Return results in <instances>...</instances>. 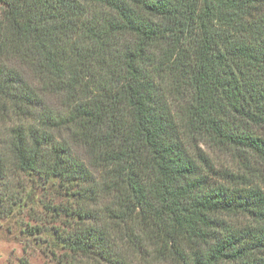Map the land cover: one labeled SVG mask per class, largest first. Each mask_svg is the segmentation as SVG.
Listing matches in <instances>:
<instances>
[{"label": "trees", "instance_id": "trees-1", "mask_svg": "<svg viewBox=\"0 0 264 264\" xmlns=\"http://www.w3.org/2000/svg\"><path fill=\"white\" fill-rule=\"evenodd\" d=\"M22 176L60 264H264V0H0L11 211Z\"/></svg>", "mask_w": 264, "mask_h": 264}, {"label": "rangeland", "instance_id": "rangeland-1", "mask_svg": "<svg viewBox=\"0 0 264 264\" xmlns=\"http://www.w3.org/2000/svg\"><path fill=\"white\" fill-rule=\"evenodd\" d=\"M206 151L217 169L239 171V163L231 155ZM21 182L24 196L17 207L11 211L7 203H0V264H60L66 251L57 246L56 234L65 220L51 209L63 199L37 178L22 176Z\"/></svg>", "mask_w": 264, "mask_h": 264}]
</instances>
